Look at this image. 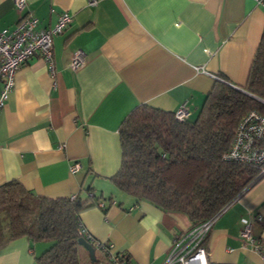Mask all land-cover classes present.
Returning a JSON list of instances; mask_svg holds the SVG:
<instances>
[{"label": "crops", "instance_id": "crops-1", "mask_svg": "<svg viewBox=\"0 0 264 264\" xmlns=\"http://www.w3.org/2000/svg\"><path fill=\"white\" fill-rule=\"evenodd\" d=\"M24 11L42 28L63 11L71 21L52 37L51 66L34 55L14 75L0 109V185L16 180L47 198H86L91 187L105 210L98 203L80 213L86 230L127 252L128 264H163L192 224L114 185L119 127L140 104L172 112L184 104L195 119L215 83L210 74L243 88L264 31V2L27 0ZM18 19L14 0H0V30ZM78 49L85 63L74 71L69 63ZM247 222L264 244V177L215 219L205 241L210 262L262 264L240 239ZM50 244L13 239L0 249V264H37Z\"/></svg>", "mask_w": 264, "mask_h": 264}, {"label": "trees", "instance_id": "trees-1", "mask_svg": "<svg viewBox=\"0 0 264 264\" xmlns=\"http://www.w3.org/2000/svg\"><path fill=\"white\" fill-rule=\"evenodd\" d=\"M250 110L264 115V31L243 90L216 79L195 119L147 104L130 111L119 127L121 161L112 182L136 200L185 214L192 226L202 223L264 177L262 164L224 158ZM98 203L105 210L91 187L86 198H47L9 180L0 185V249L26 236L51 243L37 264H128L127 252L79 233L80 213ZM80 237L94 247V261Z\"/></svg>", "mask_w": 264, "mask_h": 264}, {"label": "built area", "instance_id": "built-area-1", "mask_svg": "<svg viewBox=\"0 0 264 264\" xmlns=\"http://www.w3.org/2000/svg\"><path fill=\"white\" fill-rule=\"evenodd\" d=\"M88 5L96 4L97 0H86ZM256 4L264 0H254ZM19 19L11 28L0 30V109L3 107L8 93L13 88V79L16 71L32 56L39 55L52 65V37L61 33L71 21V14L63 11L59 14L57 21L50 27L38 26V19L29 11H24L27 0H14ZM85 63V56L81 50H76L71 58L69 66L76 71ZM211 77L220 79L214 74ZM188 111L184 104L175 111V117L179 120L187 118ZM224 158L233 159L254 164H262L264 171V115L255 110H250L239 121L230 149L224 154ZM79 169L75 162L70 171ZM75 195H71L74 197ZM103 204L100 203V206ZM226 208V207H225ZM192 226L189 230L177 236L163 264H234L213 263L208 260L205 241L211 230L212 224L218 215ZM261 220L260 216H257ZM79 233L87 237L92 235L81 224ZM240 239L243 245H249L260 253L261 262L264 264V244L252 231L251 222L245 223L240 229ZM103 241H97L98 245ZM111 248V245H110ZM113 252V250H110Z\"/></svg>", "mask_w": 264, "mask_h": 264}, {"label": "water", "instance_id": "water-1", "mask_svg": "<svg viewBox=\"0 0 264 264\" xmlns=\"http://www.w3.org/2000/svg\"><path fill=\"white\" fill-rule=\"evenodd\" d=\"M237 88H240L243 90L242 87H237ZM78 243L82 245L88 251L91 261H94V258H95L94 257V247L84 237H80L78 239Z\"/></svg>", "mask_w": 264, "mask_h": 264}]
</instances>
